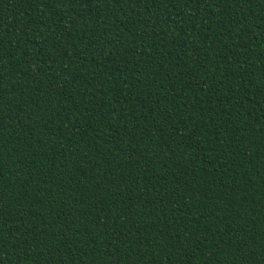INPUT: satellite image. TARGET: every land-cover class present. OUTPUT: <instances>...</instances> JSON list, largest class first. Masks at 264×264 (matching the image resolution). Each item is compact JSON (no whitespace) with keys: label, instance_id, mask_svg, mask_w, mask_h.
<instances>
[{"label":"trees","instance_id":"1","mask_svg":"<svg viewBox=\"0 0 264 264\" xmlns=\"http://www.w3.org/2000/svg\"><path fill=\"white\" fill-rule=\"evenodd\" d=\"M0 264H264V0H0Z\"/></svg>","mask_w":264,"mask_h":264}]
</instances>
